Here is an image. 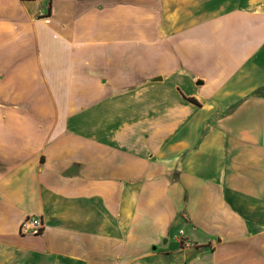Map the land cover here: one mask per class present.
Instances as JSON below:
<instances>
[{
	"label": "crops",
	"instance_id": "obj_1",
	"mask_svg": "<svg viewBox=\"0 0 264 264\" xmlns=\"http://www.w3.org/2000/svg\"><path fill=\"white\" fill-rule=\"evenodd\" d=\"M0 264H264V0H0Z\"/></svg>",
	"mask_w": 264,
	"mask_h": 264
},
{
	"label": "built area",
	"instance_id": "obj_2",
	"mask_svg": "<svg viewBox=\"0 0 264 264\" xmlns=\"http://www.w3.org/2000/svg\"><path fill=\"white\" fill-rule=\"evenodd\" d=\"M43 227L44 224L39 217L28 215L21 221L19 232L22 235H38L42 233Z\"/></svg>",
	"mask_w": 264,
	"mask_h": 264
},
{
	"label": "trees",
	"instance_id": "obj_3",
	"mask_svg": "<svg viewBox=\"0 0 264 264\" xmlns=\"http://www.w3.org/2000/svg\"><path fill=\"white\" fill-rule=\"evenodd\" d=\"M191 100H193V99H191Z\"/></svg>",
	"mask_w": 264,
	"mask_h": 264
}]
</instances>
